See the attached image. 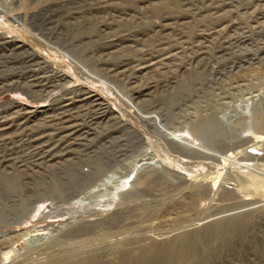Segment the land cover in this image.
I'll return each instance as SVG.
<instances>
[{
	"label": "rangeland",
	"instance_id": "374dc122",
	"mask_svg": "<svg viewBox=\"0 0 264 264\" xmlns=\"http://www.w3.org/2000/svg\"><path fill=\"white\" fill-rule=\"evenodd\" d=\"M98 1L0 0L27 25L0 12V79L28 71L23 50L67 74L43 97L0 90V120L15 119L0 124V239L47 232L14 238L1 263L264 264V0ZM103 76L141 113L226 159L167 144ZM73 90L71 102H51ZM52 114L70 120L30 126ZM158 157L169 169L148 164ZM13 210L23 217H6Z\"/></svg>",
	"mask_w": 264,
	"mask_h": 264
},
{
	"label": "bare ground",
	"instance_id": "6f19581e",
	"mask_svg": "<svg viewBox=\"0 0 264 264\" xmlns=\"http://www.w3.org/2000/svg\"><path fill=\"white\" fill-rule=\"evenodd\" d=\"M98 1V0H97ZM99 2V1H98ZM1 3V2H0ZM2 4V3H1ZM2 8H1V6H0V12H2L3 10H1ZM3 13V15L5 16V18H9L10 20H14L15 22L17 21V22H21L20 24L22 25V27H24V28H26L27 29V25L25 24V22L23 21V19H21V13H20V11H16V12H14V13H12V14H4V12H2ZM154 14H156L155 12H153L152 14H151V17H153L154 16ZM163 17V16H162ZM166 18V17H165ZM168 18V17H167ZM170 19V18H169ZM6 20V19H5ZM7 24V23H6ZM154 24V23H153ZM159 27V26H158ZM168 27V26H167ZM164 28H166V26L164 27ZM161 29V28H160ZM30 31V30H29ZM170 36V35H169ZM0 39H1V36H0ZM172 39V38H171ZM169 40V39H168ZM15 41V40H14ZM14 41H12L11 40V45H13L14 47H11L12 49L13 48H15L16 47V49L19 47V46H21L20 44L18 45H16L15 44V42ZM163 43V42H162ZM167 43H169V42H167ZM157 45H161V42L159 41L158 43H157ZM153 49H156L155 47L153 48ZM157 49H158V47H157ZM164 49H166L165 47H164ZM163 48H162V50H164ZM171 49V48H170ZM166 50H168V49H166ZM18 51H20V49H18ZM24 52V54H26V56L23 58V60H22V62H24L25 64H26V66L28 67V71L27 72H25V73H22V74H12L11 75V77L14 79V80H9V78H7L8 76H10V75H8V76H6V75H4V77L5 78H3V79H0V90L1 91H3V90H6V89H10L11 87H16V88H19V89H21V90H23L25 93H30V95L32 94V95H34L35 94V97H33V98H36V97H41L43 94H45V95H47V94H49V92L51 91V88H56V87H60L61 86V81L67 76V74L65 73V72H63V71H60V70H56L55 68H51V66H48L49 64H47V65H45V67L43 68L42 66H41V64H42V62L44 61L43 59H41L40 57H39V55L34 51V50H32V51H26V50H23ZM165 51V50H164ZM21 53H22V50L20 51ZM26 52V53H25ZM157 52V51H156ZM63 53H65L64 55H68V53L67 52H63ZM143 55H144V53H143ZM151 55V53L149 54V56ZM155 55V54H154ZM153 55V56H154ZM168 57H170L171 56V54H168L167 55ZM166 56V57H167ZM167 57V58H168ZM146 58H147V56H146ZM154 58V57H153ZM162 58V57H161ZM70 59V58H69ZM165 58L163 57V60H164ZM72 59H70V61H71ZM162 60V59H161ZM73 61V60H72ZM76 60H74L73 62L75 63L74 65L76 66V69H77V67L80 69V70H82V73L85 75V76H87L88 77V75L89 74H85V68H82L83 66H80L77 62H75ZM139 61H141V59H139ZM160 62V59L158 58V59H156L155 61H152V62H149L151 65H156V64H158ZM28 63V64H27ZM116 65V64H115ZM140 65V64H139ZM147 65H148V63H147ZM136 67V66H135ZM134 67V68H135ZM139 67V66H138ZM143 67V66H142ZM145 67V66H144ZM152 67V66H151ZM140 68H141V66H140ZM114 69V68H113ZM127 68H125V70H126ZM138 69V68H137ZM79 70V71H80ZM110 70V69H109ZM150 70V69H149ZM155 70V69H154ZM132 71H134V69L132 70ZM139 71V70H138ZM104 72V71H103ZM102 72V73H103ZM108 72V71H107ZM130 72H131V70H130ZM137 72V71H136ZM80 73V72H79ZM128 76H130V74L128 75ZM90 78H91V76H89ZM103 77H105V76H103ZM107 77V76H106ZM106 77L104 78V79H102L103 80V82L109 87V88H111V89H113L114 90V92H115V94L119 97V100H121L125 105H127L129 108H131L132 110H133V112L136 114V115H138L141 119H143L144 121H147V122H149L152 126L151 127H153V129L157 132V134H158V136L160 137V138H162L167 144H170L171 146H173L174 148H176V149H178L179 151H181V152H185V153H188V154H195V155H199V156H205V157H210V158H223V159H226V157L224 158V157H222V156H220L218 153H215V152H213L212 150H210V149H208V148H206V147H204L203 145H201V143L199 142H196L195 140H192L191 138H189L186 134H181V133H177V132H175V131H169L168 129H167V127L165 128L164 127V125L162 124H160V118L158 117V116H155V115H152V114H143V113H141V111L138 109V108H136L134 105L135 104H133V102H132V100L128 97V96H123L122 94H121V92H120V90L119 89H117L116 88V86H114L112 83H111V81H109L108 79H106ZM113 78V77H112ZM115 78V77H114ZM102 80L100 81V82H102ZM124 80V79H123ZM127 83V82H126ZM137 91H139V90H137ZM78 92V91H77ZM76 91H70L69 93H62V94H60V95H58L57 97L55 96L53 99H51L52 101L51 102H53L54 101V103H57L58 104V102L64 97V95H66V94H68L66 97H64V99H67V101L68 102H71V100L73 99V97L74 96H76V95H78V93H77ZM133 92H135V91H133ZM138 93V92H137ZM132 94V93H131ZM139 94V93H138ZM129 95V94H128ZM80 96V95H79ZM88 96H90V95H88ZM138 96V95H137ZM43 97V96H42ZM45 98V97H44ZM49 98V97H48ZM47 98V99H48ZM82 98V97H81ZM83 98H84V95H83ZM86 98V97H85ZM249 98V97H248ZM253 99V98H252ZM50 100V99H49ZM78 100V99H77ZM80 100V99H79ZM98 100V99H97ZM39 101V100H38ZM76 101V100H75ZM140 101V100H139ZM97 102V101H96ZM67 103V102H66ZM102 103V102H101ZM70 104V103H69ZM73 105V104H72ZM83 105V104H82ZM100 106V105H99ZM50 107V106H49ZM54 108H56V107H54ZM74 108H75V106H74ZM104 108V107H103ZM107 108H109V107H107ZM22 109H24L23 107L22 108H20V107H18V109H16V110H14V113L15 114H19V113H21V110ZM57 109V108H56ZM105 109V108H104ZM25 110V109H24ZM77 110H79V108H77ZM59 111V110H58ZM62 111V110H61ZM63 111H65V110H63ZM62 111V112H63ZM102 111V110H101ZM107 111V110H106ZM29 112V111H28ZM68 112V111H67ZM81 113V112H80ZM66 114H68V113H66ZM70 114V113H69ZM10 114H8V115H2V117L4 118V119H2L1 118V120H0V124H7V123H9L10 121H14L15 119L13 118V117H8ZM58 115L59 114H52V116L51 117H47V118H49V119H46V118H44L43 116V118H41V119H39V117L38 118H36V120H35V122H33V124H30V126L31 127H38L39 128V125H41V122H47V124H48V121H50V122H52L51 124H54L55 126H56V124L57 123H62V124H64V121H68V120H70L69 118H66V119H63V120H61L60 119V117H58ZM61 115V114H60ZM71 115V114H70ZM81 115H84V114H81ZM99 115V114H98ZM102 115V114H101ZM158 115V114H157ZM18 116V115H17ZM25 116V115H24ZM41 116V115H40ZM69 117V116H68ZM73 117H74V115H73ZM77 117H78V115H77ZM109 117V116H108ZM107 117V118H108ZM75 118V117H74ZM80 118V117H79ZM14 119V120H13ZM55 119H57V120H55ZM97 119V118H96ZM24 120V119H23ZM81 120V119H80ZM23 123H25L24 121H23ZM75 123V122H74ZM74 123H72V125L75 127V125H74ZM76 123H77V121H76ZM86 123V122H85ZM50 124V123H49ZM43 125H45V124H43ZM54 125H53V128H54ZM61 125V124H60ZM68 125H70V124H67V125H65L66 126V128H67V126ZM76 125H80V123L79 124H76ZM83 125V124H82ZM166 125V124H165ZM8 126V125H7ZM16 126V125H15ZM46 126V125H45ZM51 126V125H50ZM59 126V125H58ZM57 126V127H58ZM65 126H61L62 128H64ZM71 126V125H70ZM19 127V126H18ZM33 127V128H34ZM41 127V126H40ZM71 128V127H70ZM69 128V129H70ZM15 129H17L16 127H15ZM21 130H22V128H20ZM24 129V128H23ZM37 129V128H36ZM35 129V130H36ZM56 129V128H55ZM61 129V128H60ZM59 129V130H60ZM77 129V128H76ZM41 130V129H40ZM65 130V129H64ZM68 130V129H67ZM37 131V130H36ZM73 131V130H72ZM35 132V131H34ZM41 131H37L36 133H40ZM56 132V131H55ZM58 132V131H57ZM71 132V131H70ZM0 133H3V131L1 132L0 131ZM68 133V132H67ZM50 134H52V131H51V133H49V135ZM48 135V136H49ZM54 135V134H53ZM67 135V134H66ZM65 135V136H66ZM59 136V135H58ZM57 136V137H58ZM64 136V135H63ZM37 137V136H36ZM61 137V136H60ZM60 137H58V138H60ZM63 138V137H62ZM73 138V137H72ZM154 138V137H153ZM52 139V138H51ZM74 139H77V137L76 138H74ZM57 140H59V139H57ZM63 140V139H62ZM149 140V139H148ZM49 141V140H48ZM59 141H61V140H59ZM69 142V141H68ZM54 143V142H53ZM40 144H43V143H40ZM55 144V143H54ZM57 144V143H56ZM66 144H67V142H66ZM150 144V143H149ZM257 144V143H256ZM70 145V144H69ZM258 145V144H257ZM42 146V145H41ZM40 146V147H41ZM44 146V145H43ZM56 146V145H55ZM63 146V145H62ZM39 147V148H40ZM67 147H69V146H67ZM60 149V148H59ZM39 150V149H38ZM37 151V150H36ZM49 151V150H48ZM66 151V150H65ZM151 151V150H150ZM42 152H43V150L40 152L41 153V155H40V159H43L44 158V156H42ZM154 152V151H153ZM69 153V152H68ZM152 153V152H151ZM44 154V153H43ZM60 154V153H59ZM58 153H57V155L56 154H54V155H56V156H58L59 155ZM63 154V153H62ZM142 154H144V153H142ZM48 155H51V153H48ZM53 154H52V156L51 157H53L54 156ZM152 155V154H151ZM62 156V155H61ZM146 156V155H145ZM148 156V155H147ZM9 157V156H8ZM20 157V156H19ZM18 156H16L15 157V159L16 158H19ZM51 157H49V159L51 158ZM140 157V156H139ZM150 157V156H149ZM154 157V156H153ZM3 158V157H2ZM0 159V163L3 161V159ZM38 158V157H37ZM147 158V157H146ZM155 158V157H154ZM34 159V158H33ZM145 159V158H144ZM156 159V158H155ZM32 160V159H31ZM53 160V159H52ZM19 161L22 163H25V166H26V161H27V159L26 158H20L19 159ZM36 161V160H35ZM43 161V160H42ZM41 161V162H42ZM112 160L111 159H108L107 160V162H111ZM144 161V160H143ZM104 163V162H103ZM149 165H151V166H154V167H156V168H158L157 170H159V169H165V168H168L169 169V162L168 161H165L163 158H160L159 159V157H158V162H157V165L155 166V165H152V164H150V163H148ZM148 164L146 165V166H148ZM100 165H102V166H104V164H100ZM108 165V164H107ZM106 165V166H107ZM110 165V164H109ZM144 165V166H145ZM27 167V166H26ZM99 167V166H98ZM25 168V167H24ZM104 168V167H103ZM149 168V167H148ZM5 170V169H4ZM100 171V170H99ZM42 172V171H41ZM3 173V172H2ZM86 173V172H85ZM96 173L97 172H95V175H96ZM93 174V173H92ZM102 173H100V175H101ZM105 174V173H104ZM6 175H8V174H6ZM82 175V174H81ZM95 175H93V176H95ZM99 175V174H98ZM99 175V176H100ZM11 176V175H10ZM1 177V176H0ZM85 177V176H84ZM105 177V178H104ZM15 178V177H14ZM19 178V177H18ZM22 180V179H21ZM94 180H95V182L98 184V185H100V184H102V183H105V182H107V175H101L100 177H98V178H94ZM9 182V181H8ZM28 182V181H27ZM2 183V182H1ZM19 189V188H18ZM20 190V189H19ZM71 193L73 194L74 192L71 190ZM86 193H89V192H86ZM9 196V195H8ZM75 196V195H74ZM84 197L85 196H82V197H76V199H74V201L72 202V204H76V205H79V204H81V203H83L84 201H82L83 199H84ZM83 198V199H82ZM25 200H27L26 198H25ZM255 201V200H254ZM1 205V204H0ZM31 205V204H30ZM29 204L25 207V209H27V212H29V210H30V206ZM70 205V204H69ZM250 205V204H249ZM262 205V204H261ZM2 208L3 207H5V206H1ZM23 207V206H22ZM74 207H77V206H74ZM73 207V208H74ZM1 208V209H2ZM0 209V210H1ZM15 209V208H14ZM18 209V208H17ZM23 209H24V207H23ZM6 210V209H5ZM9 210V209H8ZM30 213V212H29ZM20 214H22L21 212H19L18 214H16V213H14V210L12 211V212H9V213H7V215H6V217H8V218H10V217H16V216H22V215H20ZM23 217V216H22ZM262 217V216H261ZM264 217V216H263ZM16 219H18V218H16ZM21 219V218H20ZM21 220H23V219H21ZM260 221H261V219H260ZM18 222H19V220H18ZM23 222V221H22ZM50 230L52 229V228H49ZM49 229H48V231H49ZM40 229H28V230H25L23 233H20L19 235H15V236H13V235H10L9 237H3L2 239H0V264H20V263H16L15 261H12L11 263L9 262V263H4L5 262V260L6 259H8L9 257H10V255H9V252H10V247H11V244H12V242H13V239L14 238H22V239H26V240H31V239H39V238H42L43 237V235L45 234V233H47V232H41V231H39ZM4 235V233L2 232V234H1V236H3ZM264 235V234H263ZM0 236V237H1ZM25 240V241H26ZM9 248V249H8ZM3 256V258H1ZM26 260V259H25ZM2 261H4L3 263H1ZM11 261V260H10ZM39 262H42V261H39ZM24 263V262H23ZM22 264V263H21ZM28 264H29V262H28Z\"/></svg>",
	"mask_w": 264,
	"mask_h": 264
}]
</instances>
